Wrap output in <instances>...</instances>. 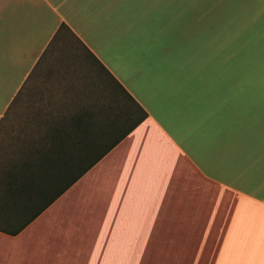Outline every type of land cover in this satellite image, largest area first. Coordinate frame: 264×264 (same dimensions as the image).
Masks as SVG:
<instances>
[{"label":"crops","instance_id":"obj_1","mask_svg":"<svg viewBox=\"0 0 264 264\" xmlns=\"http://www.w3.org/2000/svg\"><path fill=\"white\" fill-rule=\"evenodd\" d=\"M148 3L0 0V121L21 95L43 123L21 136H121L38 215L27 160L0 199V264H264L259 66L159 29L183 8L196 31V0Z\"/></svg>","mask_w":264,"mask_h":264},{"label":"trees","instance_id":"obj_2","mask_svg":"<svg viewBox=\"0 0 264 264\" xmlns=\"http://www.w3.org/2000/svg\"><path fill=\"white\" fill-rule=\"evenodd\" d=\"M248 0H225L229 13L239 12L241 9L246 13L239 17L250 16L254 10V6H245ZM256 23L252 30L244 34V38L251 39L254 35L264 36V14L257 17ZM122 93L125 102H129L135 106L132 99L117 86ZM142 113V112H141ZM144 115L142 114V117ZM140 120L136 119L132 125L124 132L132 129ZM54 123L47 129L53 132L49 136H41L36 138H28L29 140H39L40 143L35 147H24V153L14 159H9L0 169V198L5 202L11 194L12 185L19 188L23 192L22 179L26 177L27 160L30 164V175L35 177V201L36 215L45 209L50 203L57 199L65 192L81 175H83L102 155L106 153L113 145H115L121 136H75L73 132L64 131L60 134V129L70 130L74 127L87 126L86 122L69 121ZM43 126V123H42ZM45 127V124H44ZM102 127H114L113 123L100 124ZM112 129V128H111ZM27 138V137H26ZM106 140H110V144L106 149L97 151ZM37 143V142H36ZM98 148V149H97ZM27 150V151H25ZM13 171V172H12ZM12 172V173H11ZM9 177V178H8ZM10 179V181H9ZM13 182V184H12ZM26 201V196L24 197Z\"/></svg>","mask_w":264,"mask_h":264},{"label":"rangeland","instance_id":"obj_3","mask_svg":"<svg viewBox=\"0 0 264 264\" xmlns=\"http://www.w3.org/2000/svg\"><path fill=\"white\" fill-rule=\"evenodd\" d=\"M149 1L152 2L148 3L150 5H158L161 0ZM153 1L159 2L154 3ZM145 2H148V0H145ZM245 6H254L253 14L247 17H239V15H243L246 11L241 9L239 12L236 11L234 15L233 12L229 13L225 0H196V31H194L189 17L192 9L187 11L183 8L179 10L178 20L175 15L172 25L159 26V29L167 31V28H170L173 33H186L188 39H190L193 33L199 32L198 29L203 28L204 35L200 36L202 40H198L199 36L196 37L197 45L201 44L202 49H207L211 44L215 43L217 50H225L227 48L229 56L222 58V61L224 62L229 58V64L236 63L235 57L231 58L235 54V51H242L243 57L239 58L240 61L243 60L244 66L251 64L259 66V68L256 67L259 72L254 73V79L263 80L264 36L256 34L251 39V36L250 38L249 36L244 38L243 33L251 31V28L258 20L257 17L264 14V0H248ZM186 7L188 6L186 5ZM148 11H156L158 16L161 17L166 15V9L161 6L156 8L149 6ZM204 18L206 24L203 21ZM27 110L26 99L19 95L11 103L0 121V169L5 165L7 160L14 159L21 154L23 155V149L29 143L28 138L21 136L23 131L43 129L42 122L27 119Z\"/></svg>","mask_w":264,"mask_h":264}]
</instances>
